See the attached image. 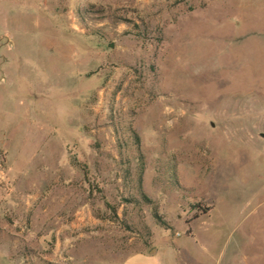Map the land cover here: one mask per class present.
<instances>
[{
  "label": "rangeland",
  "instance_id": "rangeland-1",
  "mask_svg": "<svg viewBox=\"0 0 264 264\" xmlns=\"http://www.w3.org/2000/svg\"><path fill=\"white\" fill-rule=\"evenodd\" d=\"M152 249L264 264V0H0V264Z\"/></svg>",
  "mask_w": 264,
  "mask_h": 264
},
{
  "label": "crops",
  "instance_id": "crops-1",
  "mask_svg": "<svg viewBox=\"0 0 264 264\" xmlns=\"http://www.w3.org/2000/svg\"><path fill=\"white\" fill-rule=\"evenodd\" d=\"M119 264H190L176 260L174 257H170L168 253L160 254L158 251L150 254V252H137L126 258H124ZM197 264V263H195ZM207 264V263H200ZM209 264V263H208Z\"/></svg>",
  "mask_w": 264,
  "mask_h": 264
},
{
  "label": "trees",
  "instance_id": "trees-1",
  "mask_svg": "<svg viewBox=\"0 0 264 264\" xmlns=\"http://www.w3.org/2000/svg\"><path fill=\"white\" fill-rule=\"evenodd\" d=\"M140 177H141V176H139V181H140ZM154 217H155L156 219H159V217L156 215V213L154 214Z\"/></svg>",
  "mask_w": 264,
  "mask_h": 264
},
{
  "label": "water",
  "instance_id": "water-1",
  "mask_svg": "<svg viewBox=\"0 0 264 264\" xmlns=\"http://www.w3.org/2000/svg\"><path fill=\"white\" fill-rule=\"evenodd\" d=\"M154 252V249H152L151 251H150V254H152Z\"/></svg>",
  "mask_w": 264,
  "mask_h": 264
}]
</instances>
